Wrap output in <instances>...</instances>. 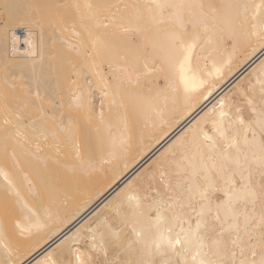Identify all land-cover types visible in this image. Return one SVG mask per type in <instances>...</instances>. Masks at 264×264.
<instances>
[{
    "label": "bare ground",
    "instance_id": "1",
    "mask_svg": "<svg viewBox=\"0 0 264 264\" xmlns=\"http://www.w3.org/2000/svg\"><path fill=\"white\" fill-rule=\"evenodd\" d=\"M262 120L264 0H0V264H260Z\"/></svg>",
    "mask_w": 264,
    "mask_h": 264
},
{
    "label": "snow or ice",
    "instance_id": "2",
    "mask_svg": "<svg viewBox=\"0 0 264 264\" xmlns=\"http://www.w3.org/2000/svg\"><path fill=\"white\" fill-rule=\"evenodd\" d=\"M261 132L264 133V120H262V122H261ZM253 135H255V133H253ZM261 148H262V150H264V141H262V143H261ZM238 163H239V162H238ZM260 166H261L262 169H264V155H262V157H261V160H260ZM261 175H262V177H264V172H262ZM242 179H243V177H242ZM232 185H233V188H234V186H235V182H234V181L232 182ZM244 187H245V186H242V190H243ZM226 195L229 196V200H228L227 203H231V201H232V195H231L230 193H228V192H226ZM245 195H248V196H254L255 193H253V192H251V191H248V192L245 193ZM218 218H219V217L217 216V219H218ZM261 225L264 226V217H262V219H261ZM197 227H199V224L197 225ZM167 243H168V245H169L173 250H175L177 245L184 246V244L191 243V240H190V239H187V238H186L185 240H181L180 237H179V235H178L177 238H176V240H175V242H173L172 240H168ZM160 246H161V244H160V243H157L156 247H157L158 249L160 248ZM198 254H199V253H197V255H198ZM254 255H255V253H254ZM195 260H196V256L194 255V256H193V261H195ZM199 264H212V262L201 260V261L199 262ZM260 264H264V259H262V260L260 261Z\"/></svg>",
    "mask_w": 264,
    "mask_h": 264
},
{
    "label": "built area",
    "instance_id": "3",
    "mask_svg": "<svg viewBox=\"0 0 264 264\" xmlns=\"http://www.w3.org/2000/svg\"><path fill=\"white\" fill-rule=\"evenodd\" d=\"M25 34L23 28L15 29L10 33L9 39V52L16 54L25 49V44L22 40V36Z\"/></svg>",
    "mask_w": 264,
    "mask_h": 264
},
{
    "label": "rangeland",
    "instance_id": "4",
    "mask_svg": "<svg viewBox=\"0 0 264 264\" xmlns=\"http://www.w3.org/2000/svg\"><path fill=\"white\" fill-rule=\"evenodd\" d=\"M11 218V217H10ZM261 229L264 231V226H261ZM263 237V241H264V236ZM264 243V242H263Z\"/></svg>",
    "mask_w": 264,
    "mask_h": 264
}]
</instances>
